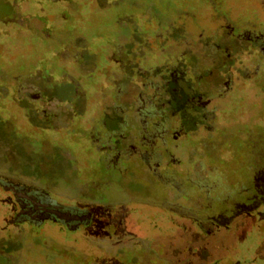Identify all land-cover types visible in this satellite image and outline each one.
I'll return each instance as SVG.
<instances>
[{
	"label": "flooded vegetation",
	"instance_id": "flooded-vegetation-1",
	"mask_svg": "<svg viewBox=\"0 0 264 264\" xmlns=\"http://www.w3.org/2000/svg\"><path fill=\"white\" fill-rule=\"evenodd\" d=\"M29 1L20 0L21 5ZM36 1V9H19L44 14L42 1ZM198 5L207 10L212 27L202 22L201 7L190 22L177 17L161 20L137 8L132 28H119L106 44L113 62L106 66L109 78L99 84L97 93L91 73L99 57L78 55L85 35L63 39L69 50L63 55L55 41L46 45L51 59H62L57 69L43 65L45 57L22 46L28 55L18 74L6 71L11 77L3 93L7 106L14 102L20 120L36 129L58 128L44 125L40 117L69 119V109L78 108L85 115L80 124L85 126L82 133L93 152L94 167L85 172L82 183H68L69 190L78 191L68 199L55 195L51 183L35 173L1 176L7 210L2 230L15 226L20 234L24 227L35 232L51 224L76 232L84 227L90 230L87 234L98 237L97 242L118 249L131 240L124 226L133 219L130 214L137 204L170 215L174 225L179 222L193 239L191 246L181 239L185 244L178 248L180 255H186V247H195L197 252L190 255L206 256L191 264H210L205 263L213 253L206 241L209 236L244 228L252 221L264 223V118L250 122L232 116L226 104L245 83L260 86L264 99V0H244L241 20L227 0ZM180 15L194 14L184 8ZM35 23L31 30L40 20ZM58 69L65 75L60 89L53 82ZM92 95L97 104L93 110ZM58 98L68 103L63 110L55 109L57 104L50 100ZM261 98L256 114L264 111ZM8 110L10 119H16L17 113ZM237 161L242 166H235ZM130 181L139 188H130ZM263 253L264 244L240 264H258ZM110 264L124 263L113 259Z\"/></svg>",
	"mask_w": 264,
	"mask_h": 264
},
{
	"label": "rangeland",
	"instance_id": "rangeland-1",
	"mask_svg": "<svg viewBox=\"0 0 264 264\" xmlns=\"http://www.w3.org/2000/svg\"><path fill=\"white\" fill-rule=\"evenodd\" d=\"M35 1L30 0L21 5L20 0H0V177H5L7 173L16 175L35 173L42 177V181L51 183L55 195H62L64 199H68V195L78 194L77 190L68 189V183H76L78 180L82 183L85 172L94 167V160L90 162L93 152L82 133L85 126L80 124L85 115L75 108L69 109V119L45 120L40 117L39 121L44 125L55 124L58 128L41 126L36 129L20 120L19 110L14 102L7 106L6 95L3 94L6 82L11 78L7 72L15 75L21 69L20 64L26 58L24 55H28L22 46L31 50L32 54L45 57L43 65L57 69L59 60L62 59H51V55L45 50L46 45H51L55 41L59 55H63L64 51L69 52L67 46L62 45L63 39H67L69 35H85L78 55L85 58L91 54L99 57L98 67L91 73L93 76L91 84H95L92 88H95L97 93L99 84L109 78L108 72L105 71L106 66L112 65L113 62L110 57L111 50L106 44L115 37L119 28L122 30L132 28L133 12L147 9L161 20L177 17L178 21L182 19L188 22L191 18L190 21L193 20L195 12L197 13L201 7L202 22L208 25L206 27H212L211 17L205 15L207 10L202 5H198L208 0H41V7L45 9L42 13L46 14H27L19 9L20 7L25 9L27 6L36 9ZM227 1L238 10L236 19L241 20L244 0ZM184 8L190 9L194 15L189 18L185 15L179 17ZM249 13L253 15L252 11ZM35 15L40 23L38 28L31 30L36 26ZM9 17L13 19L9 22L4 20ZM73 46L74 44L70 45L71 51ZM153 46L156 47L157 43ZM74 53L75 51L72 54ZM102 54L106 57L104 58ZM67 60L69 59L64 56L63 61ZM54 74L53 82L60 89L64 84L61 80L65 75H62L59 69ZM87 86L92 85L87 83ZM253 86L249 83L241 84L230 94L226 102L230 115L250 119V122L264 118V111L256 114L263 90L260 86L258 88ZM92 96L89 106L93 110L97 104L94 101L96 96ZM49 98L51 97L46 99ZM261 99L264 102V99ZM50 100L57 104V108H54L58 110H63L68 104L66 99ZM7 108L17 113L16 119H10ZM59 121H64V126L60 125ZM32 136L38 139L31 138ZM241 162L237 161L235 166H242ZM230 167V171L234 170V165ZM229 177L232 180L234 176ZM129 183L130 188H139L134 181ZM4 199L6 195L0 189V264H110L113 259H119L124 264H191L192 260L201 263L206 256L204 252L200 259L190 255L197 252L195 247L192 249L186 247V255H180L178 248L185 244H182V238L186 240L188 246L193 244L191 232L181 229L179 222L174 225L170 215L158 212L156 208L148 209L135 204L137 210L130 214V218L133 219H128L124 226V230L131 234L132 237H129L131 240L128 244L125 243L115 249L107 242H97L98 237L87 234L90 230L84 227L76 232H69L51 224L35 232L24 227L20 234H16L15 226L2 230L7 222ZM138 216L144 218L136 219ZM162 216L169 219H162ZM95 227L97 231L103 230ZM92 228L96 231L94 227ZM206 241L209 242V247H212L213 253L207 257L205 263L240 264L246 262V258H251L257 253L258 247L264 244V223L252 221L244 228L237 227L218 237L209 236ZM258 261V264H264V253L259 254Z\"/></svg>",
	"mask_w": 264,
	"mask_h": 264
}]
</instances>
